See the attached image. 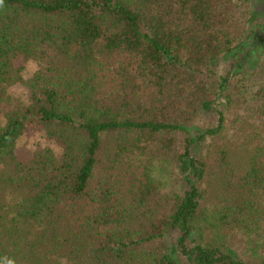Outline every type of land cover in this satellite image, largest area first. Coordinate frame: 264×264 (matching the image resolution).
Here are the masks:
<instances>
[{
	"label": "trees",
	"instance_id": "1",
	"mask_svg": "<svg viewBox=\"0 0 264 264\" xmlns=\"http://www.w3.org/2000/svg\"><path fill=\"white\" fill-rule=\"evenodd\" d=\"M0 264H264V0H0Z\"/></svg>",
	"mask_w": 264,
	"mask_h": 264
},
{
	"label": "rangeland",
	"instance_id": "2",
	"mask_svg": "<svg viewBox=\"0 0 264 264\" xmlns=\"http://www.w3.org/2000/svg\"><path fill=\"white\" fill-rule=\"evenodd\" d=\"M37 69L34 62L28 61L22 72L24 78H29ZM37 147H49L55 155L60 153L58 146L54 142L47 141L41 136L40 131L33 127L23 132L16 143V152L23 158L29 157Z\"/></svg>",
	"mask_w": 264,
	"mask_h": 264
}]
</instances>
